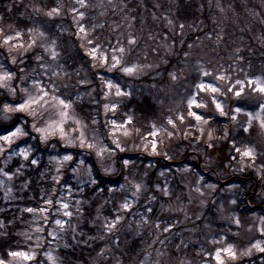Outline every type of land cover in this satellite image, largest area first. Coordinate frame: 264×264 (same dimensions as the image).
<instances>
[{
    "label": "clouds",
    "instance_id": "9594fccd",
    "mask_svg": "<svg viewBox=\"0 0 264 264\" xmlns=\"http://www.w3.org/2000/svg\"><path fill=\"white\" fill-rule=\"evenodd\" d=\"M250 80L264 0H0V264H264Z\"/></svg>",
    "mask_w": 264,
    "mask_h": 264
},
{
    "label": "snow or ice",
    "instance_id": "6c2138e0",
    "mask_svg": "<svg viewBox=\"0 0 264 264\" xmlns=\"http://www.w3.org/2000/svg\"><path fill=\"white\" fill-rule=\"evenodd\" d=\"M81 19H83V17H81ZM181 27H183V25H181ZM81 31L83 32L84 29L81 28ZM133 42H134V41H133ZM121 51H123V50L121 49ZM129 71H132V70L129 69ZM249 84H250L251 86H253L257 92L264 94V82H262L261 80H250V81H249ZM240 94H241V93H237V95H240ZM257 118H259V114H257ZM153 150H155V145L153 146ZM245 155H246V156H250L251 153L248 152V153H245ZM110 227H115V224L113 223ZM224 251H225L228 255H233V256H234V254H233L231 248L225 249ZM260 251H261V252H264V248H261ZM11 255H13V256H21V255H23V254H22V253H11ZM23 258H24L26 261L30 259L28 256H23ZM215 259H216V261H217V264H223V262H222L221 259H220V254H219V253H217V256H216Z\"/></svg>",
    "mask_w": 264,
    "mask_h": 264
}]
</instances>
